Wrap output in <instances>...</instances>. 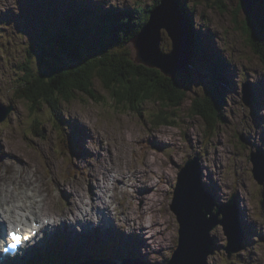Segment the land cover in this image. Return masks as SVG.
I'll list each match as a JSON object with an SVG mask.
<instances>
[{
	"label": "rangeland",
	"instance_id": "rangeland-1",
	"mask_svg": "<svg viewBox=\"0 0 264 264\" xmlns=\"http://www.w3.org/2000/svg\"><path fill=\"white\" fill-rule=\"evenodd\" d=\"M157 1L62 0L55 5H50L43 0L40 2L38 0H0V102L3 105L14 104L15 107L8 119L0 122V204L6 201V195L8 199H15L14 202L25 201L28 197L33 201L34 197L39 199L36 201L39 216L53 214L66 220L67 223H63L65 230L62 229V224L56 232L53 231L47 236H50L48 240H52L51 243H56L55 247H58L60 252L63 248L66 249L63 252L65 255H62L68 260L67 263H76L78 262L76 260H79L77 259L79 252L76 251L77 243L74 242L77 241V237L69 226L71 228L72 223H75V227L80 229L81 224L74 222V218L81 215L83 220V215H88V209H90L92 212L88 216L94 220V224L102 222L104 224L100 234L96 230L97 234L91 233L90 228L87 229L90 236L83 235L80 231L78 235L82 242H86V245L82 244V248L87 247L85 250H89L88 245L94 244L97 238L101 239L99 243L105 244L107 240L120 236V244L128 249L125 250L126 255L132 257L133 264L138 263V257L142 258L146 264H167L174 247L179 242L180 225L177 215L171 209L178 175L189 157L201 154L207 172L204 173L207 188L216 192L218 203L228 201L234 193L237 195L242 221L248 231V243L244 250L228 258L227 250L224 249L228 242L227 235L223 223H219L220 226L212 231V236L218 243L217 251L209 256L208 264H264V185L255 179L254 164L249 158V154L258 150L259 147L264 149V62L251 49L249 35L245 33L243 23L248 13L245 3H242L243 0H177L187 10V16L190 15L189 36L197 35L203 44L208 45L211 52L217 56L214 59L222 58L230 63L222 73L227 83L222 80V84H218L217 87L212 81L214 78L212 79L208 74V69L201 64L199 54L195 57L197 65L193 67L191 75L189 72H181L173 77L165 75L182 84L187 90V95L178 102V105L148 101L143 105L141 112L126 108L120 111L115 101H108L109 96L103 90L101 82L96 80L95 92L104 96L102 102L86 94L77 93L75 97L70 98L71 101H63L52 117L48 108L42 110L41 117L46 123L43 127L44 133L37 135L27 103L14 96L16 84L24 75L21 63L31 54L36 67L40 63L38 50H35L33 46L36 44L35 34L43 27L44 19L49 17L47 15L50 11L56 14L57 25H59L62 19L69 16V12L74 13L83 6L88 7L90 11L113 5L141 7L147 10ZM162 2L163 0L159 3L162 5ZM262 2L264 4V0H254L255 17L258 15ZM20 14L25 15L24 28L18 27L22 24L23 15L20 16ZM94 21L95 19H89L87 22L91 24ZM149 22L150 19L139 31L143 32ZM90 27L94 37L86 39L84 44L89 50L93 49L90 46L97 43L100 38L97 31L92 28L93 26ZM191 27L195 34L192 33ZM202 34L203 36H200ZM139 35L140 33L137 32L127 43L134 57L138 52L134 40L140 38ZM160 35L161 51L169 54L174 50L175 42H172L173 38L165 28L161 29ZM186 36L188 38V35ZM110 38L108 37L109 40ZM107 43L105 42V45L110 46ZM122 47L126 48L124 45ZM198 48L203 52L201 46ZM189 50L191 52V45ZM106 51L111 52L112 49L105 48L100 54ZM50 60L53 64L68 63L66 56L58 59L51 55ZM187 61L190 60L187 59ZM211 62L214 63L213 60ZM209 70L212 76L211 64H209ZM245 81L250 82L253 90L254 99L249 106L243 101L242 85ZM211 86L221 88L222 94L225 95H222L224 98L219 118L210 124L198 115L196 110L199 108L198 101L196 102L195 98L203 96ZM255 101L258 104H255ZM158 112H164L169 119H175L174 122L170 125L153 123L151 116ZM73 118L77 120L73 121ZM58 120L59 128L55 124ZM208 124H217L212 139H209L211 136L207 133ZM126 155L129 160L134 159L137 165L128 166L130 162ZM114 158L119 159V164L121 167H126L128 173H131V170L134 173L136 169L145 168L148 181L154 184V190L147 191L148 198H151L149 200L151 205L157 207V212L150 209L148 202V204L144 203L145 199L135 201V196H141L142 193L137 194V191H132L131 201L128 203L121 198L122 196L112 197L111 212H108V217L101 216V209L106 210L105 204H97L95 198L97 196L91 193L92 190L82 182V179L88 180L92 174L97 181L91 180V183L99 182L102 179L104 167L111 164ZM14 178H18L20 183L25 178L34 182L36 179L45 180L48 185H24L15 182ZM108 183L109 189L105 191L109 190L114 196L113 181ZM141 183L138 180L135 185ZM35 187L44 189V193L38 196L39 192L36 193ZM237 187L241 188L242 192ZM87 190L92 198L87 196ZM67 192L73 197L68 198ZM97 192L102 193L100 187ZM44 194L46 205L41 200ZM52 195L55 196L53 199ZM101 195L107 196L103 193ZM27 202L31 203L28 200ZM133 212L137 217L139 214L140 216L144 214V222L148 219L149 224L146 223L147 232L144 233L147 237L146 246L143 244L144 246L135 247L139 251L132 249L134 247L132 244H136V238L126 239L123 233L126 232L123 230L125 226H130L127 216ZM149 212H153V218L149 217ZM155 214L160 219L165 217L169 220L165 219L166 221L161 224L158 217L154 218ZM132 220H134L133 217ZM112 226L116 229L113 230ZM169 232H172V238H166ZM149 235L153 236L149 237ZM64 237H67V240L65 247L62 248L60 242ZM164 238L168 245L162 246L163 248L161 247L157 252L147 243L148 240ZM48 243L50 242L41 244L40 247L45 248L47 255L50 253L52 255L53 249H48L50 247ZM40 247L29 249L28 253H34L35 256L42 254V257H45V252L38 249ZM146 251L152 258L145 256ZM151 252L156 253L151 255ZM104 254L106 256L105 252ZM123 255H125L124 252ZM108 256H114L120 263L123 262L118 255ZM44 260L38 257L33 264H42Z\"/></svg>",
	"mask_w": 264,
	"mask_h": 264
},
{
	"label": "trees",
	"instance_id": "trees-1",
	"mask_svg": "<svg viewBox=\"0 0 264 264\" xmlns=\"http://www.w3.org/2000/svg\"><path fill=\"white\" fill-rule=\"evenodd\" d=\"M160 1L155 2L147 10L139 7L99 12L100 21L94 23L92 28L98 33L108 34L111 38L110 40L103 38L101 43L91 45L90 48H97L99 51L106 48L107 50L112 49V51L90 59L85 57V52L89 48L84 45L86 44L83 41L84 39L81 44L78 43L80 46L77 47L73 44L72 38H68L67 32L53 33L48 35L45 41H38V47L44 52L40 58L41 63L36 67L32 54L28 56L21 65L23 66L24 75L18 80L14 89V94L27 103L30 115L33 117V128L37 135L44 133L43 127L46 122L41 117L42 113L40 112L42 110L48 108L52 117L63 101H71L70 98L75 97L77 93L86 94L94 97L96 101L102 102L104 96L95 92L96 80L101 82L103 90L109 96L108 101H115L120 111L126 108L134 112H141L143 105L148 101L178 105V102L187 95V90L182 84L165 76L157 68L137 63L134 60L131 48L127 44L148 22L151 16L150 11L157 4H160ZM191 30L195 34L192 27ZM245 33L250 35L253 48L264 62L263 2L256 20H252L251 26L247 25L245 27ZM195 36H190L193 57L197 53H202L198 46L203 48L199 37ZM104 41L108 42L107 44L110 46H106ZM123 45L126 48H123ZM59 54L66 56L67 59L69 58V62H63L61 65L56 66L49 60L51 55L58 58ZM72 56L79 60V64L72 62L74 60ZM213 56L211 55L208 59L206 52L203 56L204 63L211 64L214 70L219 69L220 71V68L210 61ZM212 75L211 78H214L212 81L218 84L222 78L221 72L220 74L212 72ZM211 87L206 90L203 96L195 98L196 102L198 101L199 108L196 109L198 115L210 124L219 118L223 102L221 89ZM151 118L153 123L159 125H170L175 120L169 119V116L165 115L164 112H158ZM216 126L217 124L209 125L207 129V133L211 137L214 135Z\"/></svg>",
	"mask_w": 264,
	"mask_h": 264
},
{
	"label": "water",
	"instance_id": "water-1",
	"mask_svg": "<svg viewBox=\"0 0 264 264\" xmlns=\"http://www.w3.org/2000/svg\"><path fill=\"white\" fill-rule=\"evenodd\" d=\"M242 3H245L248 13L243 23L245 30L247 25L251 26L252 20H256L253 8L256 5L254 0H243ZM163 28L167 29L174 38V50L170 54H163L160 50V31ZM186 35H188L187 24L178 1L163 0L162 5L153 10L149 24L138 36L140 38L134 40L138 48L134 59L149 67L159 68L165 75L173 77L188 68L184 62L179 63L181 60L178 57L180 55L190 60L189 40ZM248 41L251 49L257 53L251 43L250 35ZM12 109V106L0 104V121H3ZM252 161L255 177L264 182V159L259 155H253ZM198 168L197 161H189L180 174L172 204L181 224L180 245L171 264H206L208 256L213 253L212 241L209 238L210 231L221 222L225 225L230 238L228 249L231 251L241 249L236 239L240 226L235 204L232 202L216 208L213 196L205 191L201 184ZM221 214L224 215L223 219L219 218Z\"/></svg>",
	"mask_w": 264,
	"mask_h": 264
},
{
	"label": "bare ground",
	"instance_id": "bare-ground-1",
	"mask_svg": "<svg viewBox=\"0 0 264 264\" xmlns=\"http://www.w3.org/2000/svg\"><path fill=\"white\" fill-rule=\"evenodd\" d=\"M65 5V4H64ZM70 13V12H69ZM188 15V14H187ZM250 15V14H249ZM190 16V15H189ZM56 22L58 21V19L57 18H55L54 19ZM191 29V28H190ZM173 40H174V38H173ZM174 47V46H173ZM97 48H95V50H96ZM213 56V55H212ZM179 57V59L181 60H178V61H180L179 63H185L186 65H188L189 64V66L193 69V67L194 66H196L197 65V63L195 62V61H193L192 62V60H190V61H187V59H184V58H182L180 55L178 56ZM217 56H216V54H214V56L212 57V59H214V58H216ZM219 60H222V58H219ZM209 61V60H208ZM223 61V60H222ZM210 62V61H209ZM139 64H142V63H139ZM207 69H208V71H209V75H210V77H212L211 76V74H210V70H209V64L207 65V64H203ZM204 67V68H205ZM213 72H215V73H217V74H220V71H219V69H217V70H214L213 69ZM216 79H217V77H215ZM257 81V80H256ZM258 82V81H257ZM258 84H259V82H258ZM213 88V87H212ZM221 89V88H220ZM88 92V91H87ZM221 92V91H220ZM221 95H222V92H221ZM225 95V94H224ZM223 95V96H224ZM224 98V97H223ZM225 100V99H224ZM226 101V100H225ZM246 104V103H245ZM75 120H77L76 118H73V121H75ZM76 122H78V121H76ZM118 151V150H117ZM120 153V152H119ZM116 155V154H115ZM112 156V158H113V155H111ZM127 159H128V155H126L125 156ZM117 159V160H116ZM128 161H129V159H128ZM136 162L134 161V159L132 160V164H135ZM130 164L131 163H129L128 164V166H130ZM145 167V166H144ZM254 167V166H253ZM132 171L133 170H131V173H132ZM206 172V169H204V173ZM128 173V172H126V167H121V165L119 164V159L118 158H114L113 159V162H111V164H109L107 167H104V171L102 172V174H101V176H102V179H103V184L104 185H102L100 182L98 183H95V184H92L91 183V180H95V181H97L95 178H93V176H92V174L89 176V179L88 180H86V178H84V179H82V182L83 183H86V186H88L92 191H91V193H95V195L98 197H96L97 199H99V201H97V203L99 204L100 202H103L102 201V197H101V194L100 193H98L97 191H98V188L100 187L101 188V190H103L104 188H106L107 187V182H110V181H113V188L115 189V192L113 193L114 194V196H113V198H118V197H120V196H122L121 198L123 199H125V202L126 203H128L129 201H131V198H130V195H132V191H137V194H141L142 193V195L141 196H135V201L136 200H144L145 199V204H150V206H151V208L150 209H153V211H155V212H157V207H155V206H153V205H151V202L149 201L151 198H148V196H149V193L147 192V191H149V192H151V190H154V188H153V185L154 184H152V182L151 181H148V177H146V175H145V168H142L141 170L140 169H136V171L134 172V173ZM207 173V172H206ZM97 174V173H96ZM15 182H17V183H20L19 182V180H18V178H14L13 179ZM138 180H140L142 183L141 184H139V185H135V183H137L138 182ZM143 180H146V181H143ZM14 182V183H15ZM121 183H123V185H121ZM20 184H24V185H29V184H35L34 186H40L41 184H46V186L48 185L47 184V182L45 181V180H38V179H36V182H34V181H30V180H27V178H25V180L22 182V183H20ZM80 184V183H79ZM152 184V185H151ZM142 185H143V187H142ZM239 188V187H238ZM35 190H36V193H37V191L39 192V194H37L38 196H40V193H44V189H40V187H35ZM88 191V190H87ZM117 191V192H116ZM118 191H119V193H118ZM214 191V190H213ZM123 192V193H122ZM215 192V191H214ZM122 193V194H121ZM67 194V196H68V198H72L73 197V195H71V194H69L68 192L66 193ZM215 194H216V192H215ZM6 197H7V199H8V195H6ZM55 197V196H54ZM53 197V195H52V199L54 198ZM29 198V197H28ZM100 198H101V200H100ZM41 200H42V202L45 204L46 203V195L44 194V197H43V199L41 198ZM15 200H13L12 201V206H13V209H12V211H14L15 212V210H20L22 207H20L19 208V205L18 204H16L15 202H14ZM35 201H39V199H37V198H34L33 197V202H35ZM138 201V202H139ZM41 202V201H40ZM48 202V201H47ZM113 202V200L111 199V201L110 202H107V207H106V210L105 211H103V209H101V216H107L108 217V212H111V206H109V204L110 203H112ZM148 202V203H147ZM80 203V202H79ZM78 203V204H79ZM115 203V202H114ZM9 204H11V202H8V201H6V202H4V203H2L1 205H0V210L2 209V210H7V211H10V206H9ZM33 204V203H32ZM81 204V203H80ZM37 202H35V205L33 204V213H35V214H38V209H37ZM46 205V204H45ZM71 205V204H70ZM114 205V204H113ZM72 207V206H71ZM82 207V206H81ZM77 208V207H76ZM84 208V207H83ZM144 208V207H143ZM243 209H245L244 207H243ZM77 210V209H76ZM80 210V209H79ZM68 211V210H67ZM75 211V210H74ZM88 211L91 213L92 212V210H90V209H88ZM139 211V210H138ZM71 212H73V211H71ZM77 212H79V211H77ZM86 212V211H85ZM126 212V211H125ZM68 213V212H67ZM65 214V213H64ZM74 214H76V213H74ZM84 214V213H83ZM148 215H149V217L150 218H153V212H149L148 213ZM69 216V215H68ZM72 216V215H71ZM71 216H70V218H71ZM84 216V215H83ZM94 216H96V215H94ZM99 216V215H98ZM125 216V215H124ZM97 217V216H96ZM116 217V216H115ZM132 217L134 218V220H132ZM158 217V215H156L155 214V216H154V218H157ZM240 217H241V220H242V216H241V210H240ZM47 218H50L49 216H47ZM118 218V220H119V217H117ZM127 218H128V221H129V225L130 226H125V229H123V230H125L126 232H124V235H125V238L126 239H130L131 237H136L137 239H138V241H141L140 242V245L139 246H144L143 244H145V246H146V234H144L145 232H147V230L145 229L147 226H146V223L148 222V219H147V215H146V219H147V221L146 222H144L145 221V219H143V218H145V216H144V214H143V216H140V214H139V216L137 217V215H136V213L135 212H133V214H128V216H127ZM137 218H138V222H137ZM159 218V217H158ZM2 219V218H1ZM96 219H98V218H96ZM160 219V218H159ZM165 217H162L160 220H161V224H162V222L164 223L166 220L168 221L169 220V218L168 219H166ZM141 220V221H140ZM50 221L52 222V223H54L55 222V219H54V217H52L51 216V218H50ZM104 221V220H103ZM143 221V222H142ZM74 222H77V223H79V224H81V227H82V224H86V228H90L91 229V233H95V234H97V232L100 234L101 232H102V226H103V224H104V222H102V223H97V224H94V223H92L93 221L92 220H90L89 218H88V216L84 219V221L83 220H78V218L77 217H75L74 218ZM121 222V221H120ZM3 223H5V224H7L6 223V221H4V219H2V220H0V225L2 226L3 225ZM64 223V221L62 222V224ZM153 223V222H152ZM51 224V223H50ZM61 224V225H62ZM65 224H66V221H65ZM99 224V225H98ZM108 224H110V222L108 223ZM116 224V223H115ZM148 224V223H147ZM150 224H151V222H150ZM56 226L55 227H57V226H59L60 227V225H58V224H55ZM112 225V224H111ZM149 225V224H148ZM6 226V225H5ZM64 224L62 225V229H64ZM113 227V226H112ZM42 229H41V231H43V230H46V229H48V227L46 226V225H44L43 224V226L41 227ZM69 229H71V231H72V233L74 234V235H76V237H77V241L75 240L74 242H76L77 244H76V246H82V244L83 245H86V242H82V240H81V238H80V236L78 235L79 233H80V230H81V228L80 229H78V228H76L75 227V223H72V227L70 228V226H69ZM114 229H116V227L114 228L113 227V230ZM65 230V229H64ZM97 232H96V231ZM49 231H53V228L52 227H50L49 228ZM82 233L84 234V235H87L86 234V231H85V228L84 227H82ZM122 233V232H121ZM246 233L248 234V232L246 231ZM47 235H51L50 233H46V235H44V236H41V237H39V238H37V242H36V245H37V247H40V245L41 244H44V243H47V242H50L48 245H50V247L48 248V249H55L56 247H55V245L53 244V243H51V241L52 240H48V238H50V236H47ZM71 235V234H70ZM90 236V235H89ZM153 235H149V237H152ZM172 236H173V234H172V232H169V233H167V236H166V238L167 237H171L172 238ZM96 239V238H95ZM116 239V241H117V243H115V242H113V241H109V240H107V243H106V245L104 246V250H103V254H104V252L106 253V255H118V256H120V254H122V252H124L125 253V255H123V256H120V258L119 259H123L125 256H126V251L125 250H128L127 248H125L126 246H122L121 244H120V242H121V238L118 236V237H116L115 238ZM133 239V238H132ZM149 239V238H148ZM47 241V242H46ZM93 241V240H92ZM96 241H99V242H101V239L100 238H97V240ZM148 244H150V246L153 248H155V250H156V252L163 246L164 247V245H166L168 242L165 240V238L164 239H155V240H148V242H147ZM56 244V243H55ZM59 244V243H58ZM1 243H0V247H1ZM101 245H102V243H101ZM168 245V244H167ZM55 247V248H54ZM74 247V246H73ZM84 247V246H83ZM162 247V248H163ZM63 248V247H62ZM75 248V247H74ZM87 248V247H86ZM85 248V249H86ZM98 248V249H97ZM38 249H40L42 252H45V248L44 247H40V248H38ZM132 249L133 250H135L136 248L135 247H132ZM140 249V248H139ZM145 249V248H144ZM70 250H71V248H70ZM95 250L96 251H102V249L101 248H99V247H95ZM137 250V249H136ZM75 251V250H74ZM77 252H79V256H84L85 257V255L87 256L89 253L88 252H84L85 250L82 248V249H78V250H76ZM111 251V252H110ZM137 251H139V250H137ZM47 252V251H46ZM46 252H45V254H46ZM60 252V251H59ZM156 252H151V255H153V253H156ZM75 253V252H74ZM73 253V254H74ZM86 253V254H85ZM88 253V254H87ZM52 254H53V251H52ZM54 254H55V257L56 258H59V255H57V253H56V251L54 250ZM49 255H51V253L49 254ZM145 256H150L149 254H148V251H146V254H145ZM107 258H114V256L113 257H110V256H108ZM149 258H152V256L151 257H149ZM77 259H81L80 257H78Z\"/></svg>",
	"mask_w": 264,
	"mask_h": 264
}]
</instances>
